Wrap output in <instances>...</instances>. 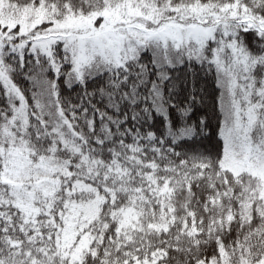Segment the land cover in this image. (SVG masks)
Returning <instances> with one entry per match:
<instances>
[{"label":"snow or ice","instance_id":"1","mask_svg":"<svg viewBox=\"0 0 264 264\" xmlns=\"http://www.w3.org/2000/svg\"><path fill=\"white\" fill-rule=\"evenodd\" d=\"M0 264H264V0H0Z\"/></svg>","mask_w":264,"mask_h":264}]
</instances>
